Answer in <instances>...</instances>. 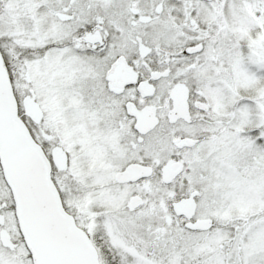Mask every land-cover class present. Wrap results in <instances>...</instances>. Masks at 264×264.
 <instances>
[{"label":"snow or ice","instance_id":"snow-or-ice-1","mask_svg":"<svg viewBox=\"0 0 264 264\" xmlns=\"http://www.w3.org/2000/svg\"><path fill=\"white\" fill-rule=\"evenodd\" d=\"M0 264H264V0H0Z\"/></svg>","mask_w":264,"mask_h":264}]
</instances>
